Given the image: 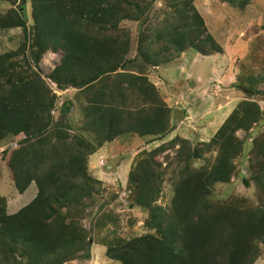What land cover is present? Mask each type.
<instances>
[{"label": "trees", "instance_id": "16d2710c", "mask_svg": "<svg viewBox=\"0 0 264 264\" xmlns=\"http://www.w3.org/2000/svg\"><path fill=\"white\" fill-rule=\"evenodd\" d=\"M221 1L238 8L252 2ZM172 2L174 13L165 17L162 29L151 28V19L144 18L150 14L149 0H0V31L19 28L23 36L16 50L0 54V144L19 138L15 147L2 151V159L19 193L31 184L37 189L35 197L14 213H8L7 199L0 193V264L89 259L93 230L83 221L102 187L89 171L90 155L121 134L147 127V112L134 101L151 90L157 94L147 69L191 49L206 56L223 52L195 0ZM153 18L156 24L157 11ZM127 21L138 22V33ZM161 41L165 43L154 48ZM48 51L61 52L47 76L55 89L38 69ZM260 80L264 75H250L236 85L246 97L208 142L192 146L176 135L137 154L128 173L127 193L130 208L147 212L148 232L120 236L117 220L102 214L96 228L111 222L112 230L96 243L105 246L108 259L121 264L255 263L264 244V130L248 150V178L257 187V201L239 196L217 199L213 189L231 181L236 158L246 152L238 132L249 134L263 120L253 99L264 93L258 89ZM67 90L75 91L71 101L81 110L80 127L70 121L71 104L59 105L57 92ZM169 121L160 130L157 117L152 130L153 135L160 134L156 139L176 128ZM170 149L175 155L165 159L168 166L177 163L178 178L165 207L157 203L166 175L158 156ZM211 152H216L212 162L206 159V165L195 166V160ZM242 180L250 185L247 178Z\"/></svg>", "mask_w": 264, "mask_h": 264}, {"label": "rangeland", "instance_id": "374dc122", "mask_svg": "<svg viewBox=\"0 0 264 264\" xmlns=\"http://www.w3.org/2000/svg\"><path fill=\"white\" fill-rule=\"evenodd\" d=\"M149 2L150 14L149 16L145 15L144 18L149 17L151 19V28L156 25V28L163 29L165 17L174 13L171 7L172 0H149ZM194 5L203 17L208 31L223 46L224 52L214 56L217 60L214 62L216 63L214 67L205 66V68L197 69L198 71L194 73L188 68L181 71L182 66H186L185 61L190 62L188 57L191 52L187 54L182 63H178L174 67H171L173 64L169 65L173 71L171 76L174 77L179 91L182 88L189 87L188 89H190L189 93L191 94H189L187 100L179 103L185 106L187 118L175 123L174 116V125L176 127L180 125L178 130L180 135L178 136L188 139L192 146L201 142H208L237 103L246 97V92L237 87L244 79L250 75L255 78L264 75V0H252L245 8L234 7L221 0H195ZM155 11L158 12L156 24L153 18ZM142 24H147L146 20H142ZM127 25L132 28L134 33H138V22L127 21ZM22 42L21 29L0 31V54L9 50H16ZM164 43L162 41L158 42L156 46L154 45V48L158 50ZM171 53L174 55V50ZM180 56L181 54L176 55L173 60ZM60 57V51H48L44 54L38 67L44 79H47L48 74L59 62ZM203 59L204 57L198 55L200 63ZM163 65L166 66V64L161 66ZM47 81L51 88L55 89V83L49 79ZM258 89L264 91V80L259 81ZM178 99L181 100V97H178ZM253 99L261 107L263 120L255 125L249 134L242 130L238 132V136L245 139L246 152L236 158L237 172L231 181L215 185L213 193L217 199L239 196L253 202L257 201V187L248 178L247 166L252 140L264 130V93L253 96ZM60 101L59 99L58 102ZM190 105H193L194 108H191ZM69 117L71 119V110ZM18 140V137H13L0 144V193L6 197L7 201L9 200L7 204L8 213L16 212L27 205L37 193L34 184H31L24 193H19L11 180L7 164L2 159V151L7 147L9 149L15 147ZM117 140L118 137L113 140L115 147L110 151L111 153H106L104 147H101L91 157L96 164L99 152L106 153L99 159L98 165L101 167H97L98 172L94 171L95 176L104 175L105 178L102 181L101 193L96 196L94 205L88 209L83 221L86 228H92L90 230H93L90 257L89 259L71 261L67 264H121L119 261L108 259L105 256V246L96 243L108 236L112 230L111 222H107L101 228L95 226L96 221L104 213L110 214L114 220H117V234L120 236L131 237L148 232L144 225L147 212L138 207L130 208L129 192L127 193L128 173L139 152L136 155H131L130 158L127 157L129 149L124 148V145ZM215 154L216 152H211L206 154L205 158L195 160V166L206 165L207 160L212 162ZM124 155L127 158L121 161ZM174 155L175 149H170L158 156V160L163 163L162 169H166V175L161 189V196L157 203L165 207L170 205L173 195V183L178 178L177 163L172 161V164L168 166V161L165 158L166 156L171 158ZM243 177L250 181L249 186L244 184ZM254 264H264V244H261V254Z\"/></svg>", "mask_w": 264, "mask_h": 264}, {"label": "crops", "instance_id": "0c3cea01", "mask_svg": "<svg viewBox=\"0 0 264 264\" xmlns=\"http://www.w3.org/2000/svg\"><path fill=\"white\" fill-rule=\"evenodd\" d=\"M154 45L156 46V44H154ZM222 48H223V46H222ZM191 50H187V51L183 52L179 58H176L175 60H172V61L166 63V66L160 65L158 67H151L150 69H147V70H149V71H147V76H148L149 80L154 84V86L157 90V94L151 90V92H148L147 97L142 96V95H139L138 97L135 96V100H134L135 104H136L135 106L138 108H144L145 109V111L147 113L145 114L144 117L148 120V122L146 124L147 127H139L138 130H136L134 132L121 134L118 136L117 141H119L121 144H123L124 148L129 149L128 150L129 155H127V157L129 156V158H130L131 155H133V154L136 155L138 152H140L144 149H152L154 147H157L163 143L168 142L175 135H180V132H178L180 125L178 127H176L175 129H173L170 133H167V135H165V137L162 139H156V137L160 136V134L159 135H157V134L153 135L152 130H154L153 128H155V130L157 128V123H156L157 117L161 118V123L159 125L160 130H162L163 128L166 129V124H167L168 118L170 119V121H169L170 125L173 126L174 125L175 111L178 109H180L182 111L183 120L184 119L186 120V118H187L186 113H185V106H183L179 103H182L183 101L187 100L189 94H191V93H189L190 89H188L189 87L188 88H182L181 91H179V89H178L179 87L175 83L174 77L171 76L173 73V71L171 70L172 69L171 67H174V65H176L178 63H182V61L184 59H186L187 54H189L190 52H191L190 56L188 57V60L190 62H188L186 60L185 61L186 66H182L181 71L188 68L192 73H194V72H197L199 70V68H205V66L214 67V64H216L214 62H216L217 60L214 56L217 54L206 56V55H201L200 53H198L194 49L192 51ZM223 52H224V49H223ZM198 55H201L202 57H204V59L202 60V63H200V61L198 60ZM170 64H173V65H171V67H169ZM138 68L141 70L145 69L143 66H138ZM142 68H144V69H142ZM182 86H183V84H182ZM74 92H75L74 90H67L64 92H59L58 94L60 95V100H61L59 102V105H61L62 102H65L68 105L71 104L70 106L72 109H71L70 121L73 123V125L75 127H80L81 120H82L81 110L77 104H76L77 106L75 105V103H73V105H72V101H71V100H73ZM178 97H181V100H179ZM190 106H191V108H194L193 105H190ZM159 109H160V112H159ZM166 109H170L171 113L168 114ZM143 114H144V112H143ZM150 119L153 120L152 123H151V121L149 123ZM163 125L165 127H163ZM114 144L115 143L113 141L112 142H106L101 147H104L106 153H111L110 151H112V149L115 147ZM104 153L99 152V156L97 158L96 164H95V161L93 159H91L93 154L90 155V157H89V171H91V173L93 175H94V171H97V167H99V168L101 167L98 165V162H99L100 157H103L106 154V153L105 154ZM124 158H125V155L123 156L121 161ZM95 177H97L101 181L105 180L104 175H102V176L96 175ZM8 201H7V204H8ZM7 208H8V206H7Z\"/></svg>", "mask_w": 264, "mask_h": 264}, {"label": "water", "instance_id": "95a60500", "mask_svg": "<svg viewBox=\"0 0 264 264\" xmlns=\"http://www.w3.org/2000/svg\"><path fill=\"white\" fill-rule=\"evenodd\" d=\"M247 92H250L249 90H246ZM181 120H183V115H182V111L180 109L175 111V123L180 122Z\"/></svg>", "mask_w": 264, "mask_h": 264}]
</instances>
